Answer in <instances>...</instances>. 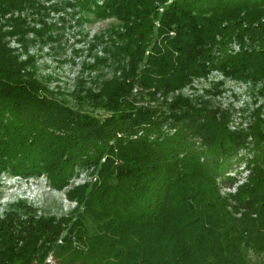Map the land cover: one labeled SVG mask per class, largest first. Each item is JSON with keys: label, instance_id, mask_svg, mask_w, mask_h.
Listing matches in <instances>:
<instances>
[{"label": "trees", "instance_id": "1", "mask_svg": "<svg viewBox=\"0 0 264 264\" xmlns=\"http://www.w3.org/2000/svg\"><path fill=\"white\" fill-rule=\"evenodd\" d=\"M52 1L0 0V180L61 192L87 179L65 191L69 215L19 203L0 219V264H264V0ZM51 12L117 22L83 65L114 76L82 98L104 117L53 98L7 47L58 43ZM213 74L248 86L253 106L174 95Z\"/></svg>", "mask_w": 264, "mask_h": 264}, {"label": "rangeland", "instance_id": "2", "mask_svg": "<svg viewBox=\"0 0 264 264\" xmlns=\"http://www.w3.org/2000/svg\"><path fill=\"white\" fill-rule=\"evenodd\" d=\"M40 1L41 5L48 6L50 3ZM52 3H60L59 0H53ZM50 18L46 22H55L57 26H62V30L56 32L58 43L42 45L36 42L29 45L24 51L21 43L14 37H6L4 41L13 55L18 57L19 62H27L33 58L31 65L26 66V71H35V76L39 82H42L52 97L65 103L73 109L81 110L85 113L97 117H104L105 114L93 106L91 100H83L85 91L88 89L97 90L98 86L94 82L108 80L113 78L108 68H100L96 71H89L83 65L93 63V56L102 55V46L95 40V36L108 30L111 26L117 24L113 19L99 20L93 17L89 23L78 27L75 20L66 18L65 23L57 21V14L49 13ZM64 15V14H62ZM17 16V13L15 14ZM21 16L26 18L29 26H36L31 19H37L38 16L31 11L24 10ZM8 16H0V28L5 32L10 30V26L5 21ZM33 38L31 34L27 36ZM99 76V81L97 77ZM223 81V85L218 90H223L220 97L207 96L205 91L212 90L213 85L218 81ZM182 95L193 98L202 96L209 99L212 104L219 105L222 108L232 107L236 111L242 108H251L255 95L246 85L237 84L233 81L222 79L219 74H213L206 80L194 81L192 87L185 88L174 95ZM239 113L235 114L238 117ZM243 121V120H242ZM246 174V173H245ZM244 174V175H245ZM87 179V175H80L73 179L69 186L61 191H55L48 187L45 178L23 180L4 176L0 180V219L10 211H16L19 203L32 208L33 215L36 218L56 217L69 215L76 207L75 203L68 202L65 198V191L72 187L82 184ZM232 192V189H224L222 193ZM47 262L54 264L51 258Z\"/></svg>", "mask_w": 264, "mask_h": 264}]
</instances>
